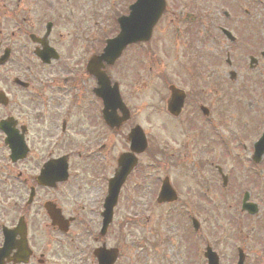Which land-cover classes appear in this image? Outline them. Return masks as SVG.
<instances>
[{"label":"flooded vegetation","instance_id":"flooded-vegetation-1","mask_svg":"<svg viewBox=\"0 0 264 264\" xmlns=\"http://www.w3.org/2000/svg\"><path fill=\"white\" fill-rule=\"evenodd\" d=\"M172 2L166 94L150 97L147 105L138 88L146 69L155 73L150 55L157 31L149 43L126 46L114 63L89 68L120 33L119 19L132 3L0 0V264H100L99 256L116 257L112 264H140L143 246H127L121 197L126 189L137 196L145 184L155 197L165 161L178 194L166 206L170 264H264V155L258 164L253 158L264 110L251 108L264 90V73L251 79L253 90L235 85L238 75L224 79L221 56L207 55L202 46L221 29H196L199 14L175 12ZM98 73L117 86L124 105L112 110L97 96ZM173 92L185 99L180 110L169 112ZM232 97L259 114V134L242 125L243 109L231 107ZM160 116L168 123V159L159 157ZM136 127L147 149L131 157L136 164L104 231L110 183L120 158L132 153L129 137ZM251 203L258 213L245 207ZM221 216L225 221H212Z\"/></svg>","mask_w":264,"mask_h":264},{"label":"rangeland","instance_id":"rangeland-1","mask_svg":"<svg viewBox=\"0 0 264 264\" xmlns=\"http://www.w3.org/2000/svg\"><path fill=\"white\" fill-rule=\"evenodd\" d=\"M132 2L134 0H127L128 4ZM197 2L198 0H173L172 3L175 4V12L194 13L185 8L181 10L182 7L179 6L180 4L184 6L186 3L196 5ZM195 12L202 18L197 26L198 30L216 32L219 28H226L236 36L237 41L233 45L223 35L216 33V38L213 41L207 36L202 46L206 47L207 55L221 56L222 60L218 67L221 69L224 79L229 75V71L235 70L238 76L233 83L236 85L237 81L243 89L247 86L253 90L251 79L262 76L264 73V59L261 57V53L264 51V0H199ZM225 12L229 13L230 18L225 17ZM166 14L157 27L158 41L154 43L150 55L151 63L156 61L153 68L156 74H150L149 70L146 69V74L145 72L143 74L142 86L138 88L144 97L143 103L147 105L152 102L150 97H160L159 93L166 94L163 91L164 82L162 81V77L170 73V49H165L170 42L169 17ZM163 35L169 36L165 38L168 39L167 42L162 37ZM200 35H204V33ZM228 55H230L231 60H235V66H227ZM249 56H258L257 58L260 60L258 67L253 71L249 67ZM144 61L148 62L147 59ZM128 97L131 96L128 94ZM258 97L255 99L256 104H251V108L257 107L258 112L262 113L264 110L263 89L259 90ZM232 99L231 107L235 111L243 109L240 115L242 125L251 132L254 131L255 135L259 134L263 129V125L260 130L256 125L259 114L253 111L249 112L245 106L238 107V97H232ZM244 100L246 103L249 102L247 98ZM165 124H168L166 119L162 116L158 117V127H162V129L159 127L158 131V147L160 148L161 159L170 158V135L163 129ZM167 175L170 176V163L168 161L161 162L158 178L162 180ZM177 179L180 180L181 177H177ZM179 183L183 187L186 185L185 180L179 181ZM141 186L143 189L137 193V196H129L130 189H126V195L121 198L120 214L126 217V224L128 223L124 229L127 246L129 247L134 241L142 243L140 264H170V209L153 203L154 193H149L153 186L151 189L144 188L147 186L146 184ZM222 218V216L214 218L212 221L221 223L225 221ZM135 219H141V227L138 226L139 223ZM130 221H136V223L130 224Z\"/></svg>","mask_w":264,"mask_h":264},{"label":"water","instance_id":"water-1","mask_svg":"<svg viewBox=\"0 0 264 264\" xmlns=\"http://www.w3.org/2000/svg\"><path fill=\"white\" fill-rule=\"evenodd\" d=\"M166 8L165 0H138L136 4L131 7V14L126 18H122L120 20L122 26V33L117 38V40L113 43L111 50V54H115L121 52L122 49L126 44L125 39L134 37L137 32V39L138 41L147 42L150 40L152 36L153 29L155 25L158 23L159 19L161 18L163 12ZM225 34L229 36L231 39L232 37L228 32L225 31ZM264 55V54H263ZM175 99V98H174ZM172 108H177L171 104L169 105V110ZM138 130H134L131 134V141H132V150L141 152L139 147L137 146L139 143L138 140ZM256 160L262 156L264 152V136L261 141L256 146ZM131 158L128 156H123L120 159V166L121 170L117 173L114 180L111 182V197L113 200H116L118 196L119 189L122 183L125 181L127 174L130 171V164ZM127 163V166L125 167ZM125 167V168H124ZM110 197V199H111ZM174 196L172 190L170 188V184L168 179L164 182L162 193L160 195V202H170L172 201ZM254 212H256V206L253 204ZM111 259L110 262H112ZM100 264H108L103 256H100Z\"/></svg>","mask_w":264,"mask_h":264}]
</instances>
